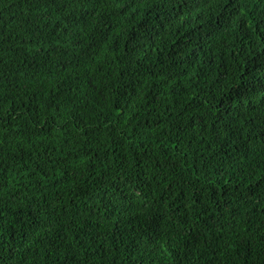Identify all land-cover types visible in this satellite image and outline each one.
<instances>
[{"label": "trees", "instance_id": "1", "mask_svg": "<svg viewBox=\"0 0 264 264\" xmlns=\"http://www.w3.org/2000/svg\"><path fill=\"white\" fill-rule=\"evenodd\" d=\"M0 264H264V0H0Z\"/></svg>", "mask_w": 264, "mask_h": 264}]
</instances>
